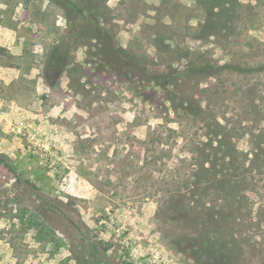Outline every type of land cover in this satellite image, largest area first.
<instances>
[{
  "label": "rangeland",
  "instance_id": "rangeland-1",
  "mask_svg": "<svg viewBox=\"0 0 264 264\" xmlns=\"http://www.w3.org/2000/svg\"><path fill=\"white\" fill-rule=\"evenodd\" d=\"M201 166L245 197L205 242ZM228 263L264 264V0H0V264Z\"/></svg>",
  "mask_w": 264,
  "mask_h": 264
},
{
  "label": "trees",
  "instance_id": "trees-1",
  "mask_svg": "<svg viewBox=\"0 0 264 264\" xmlns=\"http://www.w3.org/2000/svg\"><path fill=\"white\" fill-rule=\"evenodd\" d=\"M86 14L82 15L81 18V23L83 28L88 29V31L91 33V31L96 30L98 35H95L97 42L99 43V47H100V53L105 56V57H112V60H116V62L118 61H126L128 67H130L131 69H143L141 67H139V60L135 59L134 56L132 54H129L125 51H123L119 45L118 42L115 40V38H113L112 36L106 34L103 31V28L100 27L98 28V26H100L98 24V21H94V23L92 24L91 20L94 19L95 17V11L91 6H87L86 7ZM98 28V29H97ZM53 59L51 60V64L53 65L54 68H57L60 66L61 62L59 61V59L57 58L56 52L52 55ZM119 64V62H118ZM192 67L194 69H198V71H201L205 74L211 73L212 71L217 70L218 68H223L226 67V65H214L212 63L209 62H205L201 65L195 64L193 63ZM192 73L194 72H190L189 76L192 75ZM147 74H153L152 76H148V77H144V81L149 83L150 85H156L162 89H164L165 91H167V94H169L171 92L170 87H171V81L170 80H166L165 78H163V74L160 72H156V71H152V72H147ZM170 86V87H169ZM209 153V152H208ZM208 160H204L203 164L207 163ZM201 171L199 170L198 173H196V175H198V179L201 181L199 183V181L197 182L196 185V193L195 196L193 198H191V202L194 203L195 205H201L204 209H207L206 212H203L200 224H203V226H201L197 233H198V237L199 239H201L203 242H205V240H212L214 235L217 234L220 231V227L222 224L224 226V224H234L235 219H239V210L235 209H229V208H225V205L223 204L224 202H228L231 207H235L236 205L239 206L240 201L245 197L244 195L240 194L239 192H234V193H227V195L225 194L222 198H218L215 199L214 194L213 193H208L205 188V186H203L201 183L203 182H208L206 181V178L209 177V175L211 174V171L213 170V167H205V166H201ZM197 177V176H196ZM211 179V178H210ZM209 183H212L211 181L208 182V186L209 187ZM228 185V183H226ZM234 188L236 187L235 185H233ZM220 189V188H219ZM218 191V189H217ZM214 199L213 200H209V198ZM242 198V199H240ZM212 202V203H211ZM212 204V205H211ZM209 207V208H208ZM220 223V224H219ZM224 230V229H223ZM222 230V231H223ZM224 233L227 235L226 233V229L224 230ZM213 241V240H212ZM220 249V248H219ZM235 249H230L228 251V257L230 258L231 255L233 254V251ZM213 252L218 251V249L212 250ZM210 253V258L211 256H215L217 255L219 252L216 253ZM212 259V258H211ZM229 264V263H228Z\"/></svg>",
  "mask_w": 264,
  "mask_h": 264
}]
</instances>
